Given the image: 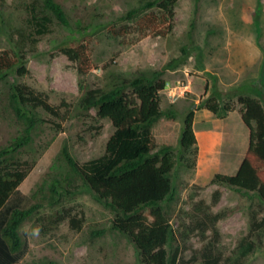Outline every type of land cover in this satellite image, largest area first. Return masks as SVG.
<instances>
[{
	"label": "rangeland",
	"instance_id": "rangeland-1",
	"mask_svg": "<svg viewBox=\"0 0 264 264\" xmlns=\"http://www.w3.org/2000/svg\"><path fill=\"white\" fill-rule=\"evenodd\" d=\"M43 1L0 2V53L7 51L19 60L0 80V147L24 127L9 105L11 85L32 88L52 107V111L37 108L31 142L16 157L20 168L29 170L10 201L25 208L41 200V193L34 194L40 186L43 192H51L52 180H60L53 195L20 227L25 246L14 264L47 260L58 264H139L134 245L110 228L115 214L97 202L73 172L65 178L67 166L59 153L65 144L81 163L104 154L112 123L98 118L94 108L84 111L81 99L88 90L109 87L119 76L130 77L141 70L161 71L167 84L160 91V107L175 114L173 118L163 115L151 128L155 150L171 145L175 161L170 174L175 198L162 204L176 233L167 246L169 255L178 247L184 264H203L198 258L203 246L212 241L221 254L219 264H238V248L249 231L250 214L264 217V204L256 197L210 183V179L215 173H235L248 146L249 130L241 119L239 91L257 97L249 89L255 86L264 93V0H177L173 18L167 22L169 30L144 35L137 31L136 20L146 13H158L156 7L130 19L124 16L147 0H56L68 25L45 11ZM33 13L51 18L45 34L35 35L28 22ZM34 37L38 39L35 44ZM80 43L89 46L94 63V68L81 76L76 63L63 51ZM208 99L220 105L229 102L234 108L218 117L201 106ZM261 100L264 104V97ZM191 108L197 144L184 150L179 136ZM216 189L221 196L212 205ZM54 198L57 202L52 204ZM207 205L212 213H226L214 225L217 234L204 218L205 210H198ZM56 210L62 220L50 222L47 215ZM201 220L208 224L203 232L198 228ZM98 230L103 233L93 235ZM250 239L254 249L241 259L242 264H264V227Z\"/></svg>",
	"mask_w": 264,
	"mask_h": 264
},
{
	"label": "trees",
	"instance_id": "trees-1",
	"mask_svg": "<svg viewBox=\"0 0 264 264\" xmlns=\"http://www.w3.org/2000/svg\"><path fill=\"white\" fill-rule=\"evenodd\" d=\"M176 1L147 0L127 11L124 18L130 19L145 9L156 7L158 13H146L136 20L137 31L140 35L150 32L165 34L171 27L167 22L173 18V5ZM43 9L52 13L62 25H68L65 13L56 0H44ZM28 22L32 24L35 35L39 36L48 31L51 18L46 13L42 16L33 13ZM37 40L34 37L33 44ZM63 51L70 61L76 63L80 76L94 68L91 50L87 44L80 43L74 47L64 48ZM18 62L16 55L7 51L0 53V80ZM18 70L22 72L23 68L18 67ZM166 84L167 81L161 76V71L141 70L130 77L119 76L109 87L88 90L80 102L82 109L87 112L94 108L96 116L109 119L114 128L106 142L105 152L82 163L71 156L65 144L59 153V158L67 166L65 178L73 172L81 178L83 185L92 193L95 200L115 214L110 228L125 235L134 245L139 256V264H184L183 258L178 256V247L169 255L167 246L174 240L176 233L162 206L175 198V188L170 176L175 166L172 146L163 144L155 150L157 145L151 131L154 123L163 115L168 114L170 118L175 116L173 111L165 113L160 107V91ZM207 87L206 83L205 88ZM213 88L217 96H220L221 93L216 87ZM249 89L257 97L241 95L240 91L237 97L242 106L241 119L249 130L244 157L235 173H215L210 183L224 185L256 197L264 204V104L261 100L264 93L255 86ZM9 105L16 119L21 120L24 127L9 144L0 147V264L17 262L25 246L19 232L20 227L42 206L43 201L53 195L56 185L60 183L59 179H53L49 193L43 192L40 186L38 192L35 191L34 194L37 196L41 193L39 197L42 201H35L25 208H19L10 201L11 195L17 191L29 170L26 166L21 169L16 157L31 142V132L38 122L37 108L52 111V107L32 88L14 84L11 85ZM201 106L218 117L226 116L227 112L234 108L229 102L220 105L211 99ZM194 116L195 111L191 108L183 119L179 145L184 150H189L197 144ZM220 196L219 189L213 191L212 205L219 201ZM56 202L54 198L52 204ZM198 210H205L204 218L209 219L210 225H213L212 230L217 234L214 225L225 217L226 213L223 211L212 213L209 205L206 209L201 207ZM47 219L50 222L59 221L62 220V215L56 210L47 215ZM202 222V227L198 228L203 232L208 224ZM249 227L238 248L239 259L235 261L238 264H242L241 259L253 251L254 242L250 238L264 227V217L258 219L256 213L252 212ZM102 233L103 230H98L94 231L93 235ZM198 259L203 264H219L221 254L216 250L215 243L209 241L203 246ZM32 264L58 263L47 260Z\"/></svg>",
	"mask_w": 264,
	"mask_h": 264
}]
</instances>
